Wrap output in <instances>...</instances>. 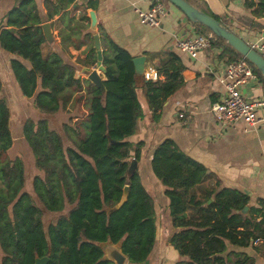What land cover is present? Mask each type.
<instances>
[{
    "label": "trees",
    "instance_id": "1",
    "mask_svg": "<svg viewBox=\"0 0 264 264\" xmlns=\"http://www.w3.org/2000/svg\"><path fill=\"white\" fill-rule=\"evenodd\" d=\"M77 1L44 0L48 11L43 17L36 0H18L2 24L0 46L18 55L11 60V68L21 93L32 98L43 114H57L83 102L87 114L75 116L77 120L71 115L62 131L53 129L47 118L26 120L24 138L40 171L31 193L25 189L24 160L9 157L11 111L1 94L0 79V264H35L36 258L44 256L50 258L49 264H114L102 259L100 243L109 240L122 242L129 264H142L151 260L159 243L155 199L138 169L130 171L132 160H140L145 142L134 144L129 137L144 116L139 91L156 112L183 87L185 66L172 53L157 64L166 80H148L137 73L134 56L110 41L103 52V91L77 77V67L59 53L44 58L42 45L47 40L42 24L55 16L63 25L59 32L62 44L83 45L82 21H91L88 10L94 9V3H86L78 20L64 12ZM245 7L257 19H264V0H245ZM204 12L223 23L220 17ZM193 24L211 32L200 23ZM253 26L261 29L264 23L255 21ZM213 44L223 47L222 55L230 61L243 58L223 38L217 37ZM92 59L95 63L97 56ZM152 170L169 199L170 224L181 228L170 240L179 255L176 264H252L247 255L228 252L230 245H249L258 237L257 231L264 236L255 217L243 214L249 205L246 195L214 181L207 167L172 139L155 148ZM126 185L127 201L111 212ZM43 207L66 211L47 225Z\"/></svg>",
    "mask_w": 264,
    "mask_h": 264
},
{
    "label": "crops",
    "instance_id": "2",
    "mask_svg": "<svg viewBox=\"0 0 264 264\" xmlns=\"http://www.w3.org/2000/svg\"><path fill=\"white\" fill-rule=\"evenodd\" d=\"M88 1L94 3V9H89L88 12L89 15L91 11L96 13L97 24L93 28L91 21H82L85 27L82 30L84 43L81 48L62 44L59 32L63 25L59 22V16H55L44 22L50 23L53 36L52 40L46 39L47 41L42 45L44 58H48L52 53H59L66 63L77 67V77L85 80L88 75L89 80L90 73L98 68L95 66L98 58L95 63L92 59L97 56L94 35L98 33L103 52L108 48L109 39H113L134 58L145 56L146 70L151 67L157 69L159 61L172 53L176 54L185 66L182 72L183 87L169 97L164 106L156 112L149 108L142 92L139 91L144 116L138 123L137 132L129 137V141L134 144L145 142L137 169L143 184L155 199L156 206L166 208L169 215V199L164 193L163 184L152 170V158L157 145L165 139H172L187 155L204 164L213 175L214 181L218 180L223 187L235 189L249 198V205L243 214L247 217L254 216L256 223L260 224V230L263 231L264 104L258 111L260 122L252 129L243 121L222 124L213 115V105L220 102L226 92L220 78L225 73L227 63L231 62L227 56L222 55L223 47L212 44L211 47L199 51L195 57L181 51L178 42L184 38H177L180 33L186 38L200 33L205 34L207 31H201L195 24H191L182 10L169 0H165L166 14L157 28L146 27L144 25L146 22L136 12V7L149 11L155 0H78L70 4L64 12L79 20ZM188 1L200 10L220 17L226 26L248 43L264 36V27L260 29L253 26L255 21L264 23V19L254 17L245 7V0ZM36 2L45 17L48 10L44 0H36ZM17 3L18 0H0V32L5 28L2 24L6 21L7 13ZM171 36L177 39L175 43ZM216 41L217 39L214 40ZM14 58H18V55L0 46V79L3 85L1 94L8 100L10 111L11 104L21 99H31L35 107L33 99L24 96L16 82L11 68V60ZM25 63L28 64L27 61ZM98 72L105 81V70ZM161 75L160 80H166V77ZM9 85H11L10 90L8 87L9 91H17L12 99L6 93V87ZM241 91L246 99L262 100L264 103V81L260 76L258 81L250 82ZM82 107L87 114L84 102ZM36 110L39 111L37 108ZM180 114L184 116L180 117ZM74 119L77 120L76 117ZM252 209L258 212L252 213ZM172 228V235L181 231V228ZM256 234L258 237L249 245H230L228 252L245 254L252 259V264H264V236H260L259 231ZM171 237L167 243L159 242L149 260L150 264H176L179 255L170 244ZM233 258L236 259V256Z\"/></svg>",
    "mask_w": 264,
    "mask_h": 264
},
{
    "label": "built area",
    "instance_id": "3",
    "mask_svg": "<svg viewBox=\"0 0 264 264\" xmlns=\"http://www.w3.org/2000/svg\"><path fill=\"white\" fill-rule=\"evenodd\" d=\"M167 10L165 0H155L153 7L149 11H144L136 7L139 17L151 26H159L161 19ZM217 37L213 33L197 34L189 36L178 42L181 51L195 57L201 50L212 46ZM253 49L264 57V36L249 43ZM144 76L148 80L159 81L162 75L154 67L145 69ZM259 76L246 58L227 63L224 75L220 81L226 88L223 99L215 103L212 113L222 124L243 121L251 129L260 122L258 116L259 109L263 106L262 100H248L242 94V89L252 81H258ZM184 114H180L183 117Z\"/></svg>",
    "mask_w": 264,
    "mask_h": 264
},
{
    "label": "water",
    "instance_id": "4",
    "mask_svg": "<svg viewBox=\"0 0 264 264\" xmlns=\"http://www.w3.org/2000/svg\"><path fill=\"white\" fill-rule=\"evenodd\" d=\"M174 6L182 10L187 19L193 23H200L211 30V32L216 36L223 38L229 46L239 52L244 58L249 60L263 75L264 77V57L251 45L246 42L241 36L237 35L232 31L228 26L211 16L210 14L200 10L194 6L188 0H169ZM91 25L93 28L97 24V16L94 11L90 12ZM44 35L46 39L52 40V31L50 23H44L42 25ZM95 48L97 50V67L89 75V80L94 83L96 86L100 87L103 91L106 90L104 81L102 80L99 71H104L105 66L103 64V51L101 48V40L99 34L94 35ZM145 56L135 57L133 59L137 73L144 75L145 71ZM138 167V161L132 160L130 165V171H135ZM129 195V186L124 187L123 195L120 201L112 208L110 211L117 210L121 208L124 203L127 201ZM247 209V207H246ZM245 209V210H246ZM100 247L102 248L104 255L103 260L111 261L114 264H129V257L124 252L122 242L114 243L112 241L101 242ZM50 261V258L47 256L37 258L35 264H47ZM142 264H150L149 260H146Z\"/></svg>",
    "mask_w": 264,
    "mask_h": 264
},
{
    "label": "rangeland",
    "instance_id": "5",
    "mask_svg": "<svg viewBox=\"0 0 264 264\" xmlns=\"http://www.w3.org/2000/svg\"><path fill=\"white\" fill-rule=\"evenodd\" d=\"M146 27H151V28H157V26H151L148 23L144 24ZM150 28V29H151ZM191 29V28H189ZM202 31L203 29L200 28ZM206 33H212V32H205ZM183 33H180L177 38H188L184 35ZM172 41L174 43L177 41L174 36H171ZM183 40V39H182ZM115 42L113 39L109 40ZM105 43V39L103 41ZM95 44V43H94ZM97 66V65H95ZM88 78V75H86V79ZM10 86L6 87V93L10 98L12 99V96H15L16 90H10ZM9 87V90H8ZM13 94V95H12ZM17 95V93H16ZM12 103V102H11ZM17 103V104H16ZM16 103L11 104V114H12V120L10 122L11 130H12V135H13V146L9 150V157L11 159L15 158H22L25 162V169H26V187L25 189L29 192L32 193L33 191V179L36 175L40 174V171L35 167V157L32 154L31 150L28 147L27 141L24 138V124L27 118H33L35 120H38L41 117H45L49 119L50 125L53 129L62 131V125L64 123L69 122V117L71 115L75 116H83L85 115V110L82 107V104H77V105H70L66 110L59 112L58 114H53V115H47V114H41L39 111L36 110V108L32 104V100H25L21 99V101H18ZM75 120V119H74ZM73 120V121H74ZM68 206V205H67ZM43 210V221L45 224H50V223H55L59 216L61 214H64L65 211H55V210H48L45 207L42 208ZM158 213H159V220L158 222V242H163L167 243L169 242V239L172 235L173 228L171 227V224L169 223V215L166 211V208L164 209L163 206H160L158 208ZM169 211V209H168ZM159 245V243H158Z\"/></svg>",
    "mask_w": 264,
    "mask_h": 264
},
{
    "label": "flooded vegetation",
    "instance_id": "6",
    "mask_svg": "<svg viewBox=\"0 0 264 264\" xmlns=\"http://www.w3.org/2000/svg\"><path fill=\"white\" fill-rule=\"evenodd\" d=\"M38 258H40V257H38ZM37 259V258H36ZM36 261V260H35ZM47 264H49V262L47 263Z\"/></svg>",
    "mask_w": 264,
    "mask_h": 264
}]
</instances>
